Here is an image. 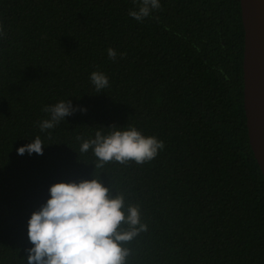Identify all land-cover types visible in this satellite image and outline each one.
Returning <instances> with one entry per match:
<instances>
[{"label":"trees","instance_id":"obj_1","mask_svg":"<svg viewBox=\"0 0 264 264\" xmlns=\"http://www.w3.org/2000/svg\"><path fill=\"white\" fill-rule=\"evenodd\" d=\"M138 3L0 0V264H27L28 222L52 185L92 179L123 196L126 218L135 206L147 225L122 243L125 264H264L240 0H160L143 21L129 15ZM95 71L109 79L99 92ZM62 100L87 112L41 132L51 117L43 108ZM130 127L164 149L143 164L99 169L92 149L79 150L97 131ZM36 136L43 155H18Z\"/></svg>","mask_w":264,"mask_h":264},{"label":"clouds","instance_id":"obj_2","mask_svg":"<svg viewBox=\"0 0 264 264\" xmlns=\"http://www.w3.org/2000/svg\"><path fill=\"white\" fill-rule=\"evenodd\" d=\"M137 8L130 10L129 15L143 21L161 8L160 0H139ZM107 52L110 59H116L114 49L109 48ZM90 80L98 92L109 85L108 77L100 71L92 72ZM43 111L51 117L39 122L41 132L53 129L76 111L86 113L87 108H73L70 101L62 100L51 107L45 106ZM77 139L83 140V137ZM164 147L162 140L145 137L136 127H130L125 131H111L106 136L97 131L94 139L83 140L79 150L87 153L92 149L99 169L112 160L143 164L156 158ZM43 148L40 136H36L17 153L43 155ZM49 194L50 199L28 222V236L34 247L27 250V264H125L129 252L122 243L147 231V225L141 223L139 208L129 206L126 218L123 196L110 198L109 189L98 179L56 183L50 187ZM125 221L132 226L131 231L119 230Z\"/></svg>","mask_w":264,"mask_h":264},{"label":"water","instance_id":"obj_3","mask_svg":"<svg viewBox=\"0 0 264 264\" xmlns=\"http://www.w3.org/2000/svg\"><path fill=\"white\" fill-rule=\"evenodd\" d=\"M244 27V109L248 139L264 176V0H240Z\"/></svg>","mask_w":264,"mask_h":264}]
</instances>
